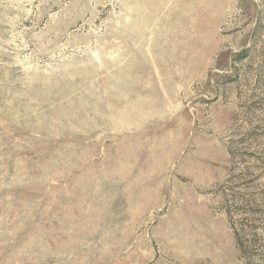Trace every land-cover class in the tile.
Returning a JSON list of instances; mask_svg holds the SVG:
<instances>
[{
  "label": "rangeland",
  "instance_id": "rangeland-1",
  "mask_svg": "<svg viewBox=\"0 0 264 264\" xmlns=\"http://www.w3.org/2000/svg\"><path fill=\"white\" fill-rule=\"evenodd\" d=\"M235 203L264 236V0H0V264H247Z\"/></svg>",
  "mask_w": 264,
  "mask_h": 264
},
{
  "label": "trees",
  "instance_id": "trees-1",
  "mask_svg": "<svg viewBox=\"0 0 264 264\" xmlns=\"http://www.w3.org/2000/svg\"><path fill=\"white\" fill-rule=\"evenodd\" d=\"M226 206L225 212L229 217L230 225L234 232L236 244L241 252V256L247 260V264H257L253 263L252 258L262 256L264 246H262L261 243L264 241V236L257 232L258 226L248 219V215L243 217L242 221L233 218V212L239 210L236 203L233 205L227 204ZM249 234L252 237H248Z\"/></svg>",
  "mask_w": 264,
  "mask_h": 264
}]
</instances>
